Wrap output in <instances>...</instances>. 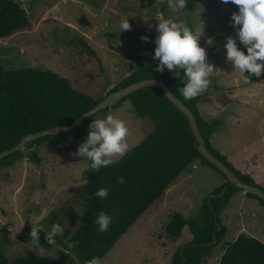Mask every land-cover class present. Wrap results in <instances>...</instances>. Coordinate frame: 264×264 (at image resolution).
Returning a JSON list of instances; mask_svg holds the SVG:
<instances>
[{"label": "rangeland", "instance_id": "rangeland-1", "mask_svg": "<svg viewBox=\"0 0 264 264\" xmlns=\"http://www.w3.org/2000/svg\"><path fill=\"white\" fill-rule=\"evenodd\" d=\"M15 1L26 10L30 25L0 38L3 67L51 70L68 79L73 88L83 90L82 70L87 63L85 42L104 67V95L138 66L158 63L153 58V41L157 35L155 26L162 17L183 19L194 30L202 28L199 44L205 48L207 61L216 70L210 77L219 86L218 93L230 99L228 104L222 105L214 94L211 103L199 105L202 116L221 122L213 135V146L238 164L252 159L258 166L264 159V74L243 76L234 72L226 59L223 48L226 37L235 38L229 23L233 12L220 0H195L193 7L188 3L179 13L168 8V0ZM126 17L131 30L120 31V22ZM142 37H148L147 42ZM170 73L181 74L179 70ZM127 101L92 116L81 131L72 132L64 144L42 143L24 148L22 157L14 165L0 170V238L10 261L30 251L52 256L58 249V246L47 249L34 245L31 240L23 241L21 235L26 226H39L47 235L54 225L53 220L60 221L63 234L76 228L82 207L77 191L85 182L89 164L76 152L87 138L93 119L109 114L123 119L129 129V149L151 129L150 122L138 118L133 108L123 107ZM33 149L39 163L30 161L27 156ZM260 168L264 171V166ZM224 182L215 170L192 163L99 263L170 264L172 255L191 240L192 234L184 227L177 240H169L165 228L169 215L174 212L186 217L197 214L204 200ZM258 206L243 192L232 198L222 211L223 223L228 228L226 241H232L241 232L261 236L264 240V209ZM221 244L213 248L202 264H219L224 251ZM76 260L78 264H89Z\"/></svg>", "mask_w": 264, "mask_h": 264}, {"label": "trees", "instance_id": "trees-1", "mask_svg": "<svg viewBox=\"0 0 264 264\" xmlns=\"http://www.w3.org/2000/svg\"><path fill=\"white\" fill-rule=\"evenodd\" d=\"M188 3L193 7L195 0H188ZM225 5L232 12L238 10L234 4ZM29 25L27 12L19 1L0 0V38L8 37ZM83 48L87 56V63L82 70L85 83L83 90L73 88L68 79L51 70L33 67L7 70L0 62V152L13 147L28 134L69 125L79 114L94 107L112 91L142 79L155 78L162 80L194 113L207 149L241 181L264 191V176L252 159H244L238 164L213 146L212 138L221 122L202 116L199 105L211 103V96L214 94L216 101L222 105L230 102L224 93H218L219 86L213 77H210L209 86L203 94L185 100L178 91L185 82L182 72L178 76L172 75L167 69L157 72V63H147L138 66L104 95L102 77L105 70L102 62L85 42ZM126 99L131 101L138 118L150 122L151 129L124 157L118 158L116 163L101 168L98 172L86 171L85 182L77 191L84 210L76 228L58 235L54 245L46 242L47 234L41 228L39 244L47 249L58 246L52 256L30 251L10 261L3 251L0 238V264H78L76 259L89 264L96 259L100 264L101 258L129 227L195 162L215 170L225 182L204 200L197 214L186 217L174 212L169 215V222L165 226L169 240H177L184 227L192 234L191 240L172 255L170 264H202L204 258L220 243L224 245V251L219 264H264V242L242 232L232 238V241H226L228 228L222 220L223 209L239 192L253 199L263 209L264 201L230 184L227 177L199 153L187 117L168 100L160 88L143 87L113 106ZM91 117L81 121L74 131L45 135L29 142L26 147L42 143L64 144L69 140L70 134L79 133ZM22 150L1 159L0 170L14 165L22 157ZM27 156L35 163L40 161L35 149ZM119 177L124 178L123 184L117 183ZM100 188L109 190L104 199L95 195ZM101 210L111 217V224L104 232L99 231L96 223ZM52 223L60 224V221L53 220ZM30 230L29 226L24 228L21 235L23 241L31 240Z\"/></svg>", "mask_w": 264, "mask_h": 264}, {"label": "clouds", "instance_id": "clouds-1", "mask_svg": "<svg viewBox=\"0 0 264 264\" xmlns=\"http://www.w3.org/2000/svg\"><path fill=\"white\" fill-rule=\"evenodd\" d=\"M220 2L231 3L238 8L231 14L229 21L234 29L235 38L226 37L223 45L226 49V59L231 62L234 72L238 71L249 78L252 75L260 77L264 74V0H220ZM187 4L188 0H168V8L176 13L185 10ZM119 28L120 31L131 30L128 17L121 20ZM155 31L157 35L153 41L155 44L153 58L158 60L155 70L182 72L185 82L178 91L185 100L203 94L209 86L210 76L216 70L207 61L205 48L199 44L202 28L194 30L183 19L162 17L156 24ZM142 40L147 42L148 37H142ZM123 107L132 109L133 105L131 101H127ZM85 114L87 115V112ZM89 128L87 138L79 145L76 152V155L89 162L87 170L98 172L101 168L116 163L115 158H122L129 151L127 142L129 129L123 119L109 114L104 118L93 119ZM124 182L123 177L117 179L119 184ZM108 194L107 188H100L95 192V195L101 199L106 198ZM83 210L80 209L81 212ZM96 223L99 231H107L111 217L101 210ZM40 231L39 226H32L29 232L31 241L36 246H40ZM62 234V226L54 224L48 232L46 242L54 245L56 237ZM90 264H98V261L93 259Z\"/></svg>", "mask_w": 264, "mask_h": 264}, {"label": "water", "instance_id": "water-1", "mask_svg": "<svg viewBox=\"0 0 264 264\" xmlns=\"http://www.w3.org/2000/svg\"><path fill=\"white\" fill-rule=\"evenodd\" d=\"M147 86H155L160 88L165 94V96L168 98V100L171 103H173V105L177 107L182 113H184V115L187 117L189 121L191 131L196 138L197 149L199 153L203 157H205L210 163L214 164L227 177L230 184L241 188L246 193H250L257 196L264 201L263 190H261L260 188L254 185H250L241 181L233 171H231L221 160L216 158L207 149L205 145V141L197 125V121L194 113L168 88V86L162 80L155 78L142 79L108 93L94 107L85 111L87 112V115L85 114V112L79 114L69 125L56 126L26 135L20 140L19 143H17L13 147L1 151L0 160L3 159L4 157H7L13 152L24 149L29 142L34 141L42 136L57 135L60 133H67L74 131L78 127L79 123L84 119L91 117L92 115L98 113L102 109L115 105L117 102L122 100L124 97H126L133 91H136L138 89Z\"/></svg>", "mask_w": 264, "mask_h": 264}, {"label": "crops", "instance_id": "crops-1", "mask_svg": "<svg viewBox=\"0 0 264 264\" xmlns=\"http://www.w3.org/2000/svg\"><path fill=\"white\" fill-rule=\"evenodd\" d=\"M216 132H217V131H216ZM216 132H215V133H216ZM212 140H213V138H212ZM222 153H223V152H222ZM223 154H224V153H223ZM263 162H264V159L260 162V165L257 166V169L259 170V172L261 173L262 176H264V171H263L260 167H261V166H264V164H262ZM258 167H259V168H258ZM237 195H238V194H237ZM235 196H236V195H235ZM231 201H232V200H231ZM230 203H231V202H230ZM256 205L258 206L257 203H256ZM258 208H259V206H258ZM261 208H262V207H261ZM262 209H263V208H262ZM252 236H254V237L258 238V239L261 237V236L259 237V236L254 235V234H252ZM260 240L264 242V240H262V238H260Z\"/></svg>", "mask_w": 264, "mask_h": 264}]
</instances>
